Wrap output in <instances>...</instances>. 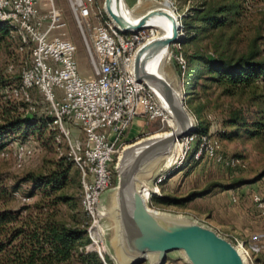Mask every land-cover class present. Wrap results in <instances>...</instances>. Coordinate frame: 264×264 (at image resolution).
<instances>
[{
	"label": "trees",
	"instance_id": "trees-1",
	"mask_svg": "<svg viewBox=\"0 0 264 264\" xmlns=\"http://www.w3.org/2000/svg\"><path fill=\"white\" fill-rule=\"evenodd\" d=\"M182 1L193 3L182 17L184 36L179 41L186 62L188 104L198 99V92L207 98L209 91L215 90L217 97L234 102L220 119V127L215 133L217 138L227 142L260 139L264 136V55L258 45L264 36L256 31L242 49L234 47L239 42L236 38L239 28L235 27L246 5L264 0ZM11 30L0 23V51L11 48L8 65L13 66L24 54L17 52V41L9 37ZM204 42L208 44L203 45ZM11 85H19L18 75L8 80L5 76L0 77V89L8 91ZM32 92L30 90L29 94L35 108L33 114L26 112L27 104L19 97L1 99L0 151L8 149L9 143L22 144L24 140L34 138L52 148L56 155L57 146L52 140L56 130L47 126L51 121L47 114L49 107L45 102L46 109L38 107L40 101L36 103L37 100L32 99ZM203 108L200 104L190 111L195 117L193 133L196 135L208 134L209 123L199 116ZM77 173L71 162L56 157L46 172L27 173L9 185L0 176V264H111L105 255L102 262L95 253L80 251L88 240L85 222L82 223L76 211L80 188ZM262 177L264 170L251 179L236 178L227 184H209L182 198L153 195L148 204L181 207L209 194L211 189L231 190L255 183ZM16 194L23 197L22 201L34 196L37 199L32 204L13 207ZM59 206L66 209L67 219L59 215Z\"/></svg>",
	"mask_w": 264,
	"mask_h": 264
},
{
	"label": "built area",
	"instance_id": "built-area-1",
	"mask_svg": "<svg viewBox=\"0 0 264 264\" xmlns=\"http://www.w3.org/2000/svg\"><path fill=\"white\" fill-rule=\"evenodd\" d=\"M47 1L50 7L44 14L38 11L36 0H0V23L12 29L9 37L17 41V52L27 56V63L19 72V85L9 86L8 96L19 97L27 104L29 114L35 112L30 90L48 105L51 121L47 126L56 130L52 136L57 146L56 157L71 162L78 171L80 207L86 217L84 229L88 240L80 251L93 252L103 262L105 251L97 211L101 193L110 187L108 166L125 143L126 130L134 119L153 121L159 118L161 122L154 99L129 73L134 50L155 34L153 29L121 34L105 18L102 4L98 7L96 0H66L94 74L92 79H83L76 73L74 46L63 34L50 36L65 23L60 10L53 6V0ZM160 1L166 2L177 16L181 38L183 15H178L168 0ZM90 19L99 21L90 25ZM81 22H85L87 37ZM176 46L173 59L183 75L186 62L179 44ZM12 70L9 64L6 73ZM54 89L61 92L59 100L55 98ZM74 129L81 135L71 138ZM177 143L179 164L188 148L195 144L193 159L196 161L205 158L223 168H244L240 159L224 155L218 140L209 134L191 133ZM12 144L11 157L15 166L21 168L34 151L23 144L10 143L9 146ZM6 157L7 148L0 151V158ZM164 179L165 175H160L153 181L151 194L146 192V202L153 195L160 196L159 187ZM261 181L264 182V177ZM253 202L264 209V202L258 197L254 196Z\"/></svg>",
	"mask_w": 264,
	"mask_h": 264
},
{
	"label": "rangeland",
	"instance_id": "rangeland-1",
	"mask_svg": "<svg viewBox=\"0 0 264 264\" xmlns=\"http://www.w3.org/2000/svg\"><path fill=\"white\" fill-rule=\"evenodd\" d=\"M134 1L135 0H125L128 6ZM168 1L175 8V12L178 15L183 16L188 12L193 4L182 0ZM52 3L53 6L56 9H59L62 13L65 25L60 29L53 30L50 33V36L59 37V35L63 34V36H65L74 46V61L77 76L87 80L94 78L80 34L70 17L66 0H53ZM96 3L99 7L102 4V0H96ZM163 3L166 4V2ZM36 7L40 13L45 14L49 11L50 6L47 0H36ZM143 8H145V6ZM98 21L99 20L90 19L89 22L90 25H95ZM81 25L84 35L87 37V28H84L85 22H81ZM235 28H239V33L236 35L239 42L235 45V49H242L256 31H259L260 35L264 36V2L248 3ZM155 33L156 31L154 30V34ZM183 36L184 32L182 31V37ZM177 44L179 43L172 45L170 49V62L167 67L168 72L175 79L176 88L182 97L186 110L189 112L196 124L194 119L195 117L190 113V111L198 105L203 104L204 108L200 112L199 116L202 120L208 121V134L218 140L224 155L228 157L238 156L244 164L243 169H227L206 160L205 158H201L196 161L193 159L195 144L188 148L183 160L179 164L178 155L180 153H177V149L173 156L168 158V162L172 160L168 168H164L163 171L159 173V176L165 175V179L159 187V195L182 198L190 192L205 189L209 184H227L236 178L245 180L251 179L260 171L264 170V136L255 140H235L231 142L222 141L217 138L215 133L220 127V119L222 118L224 111L230 106H233L234 102L232 99L217 97L216 91L211 90L212 92L209 91L207 98H203L202 94L198 92V99L188 104L189 97L185 89L189 84L186 82L185 74H180L173 59L176 49L178 48L176 46ZM207 44V42L203 43V45ZM258 46L264 55V38L259 41ZM181 51L182 49L180 52ZM11 52V48L5 52L2 50L0 51V77L3 78V76H5L6 80L12 76H19L20 69L27 63V56L24 54V57L20 59V62L13 63V70L10 73H6V66L8 65L9 59L12 55ZM53 93L55 98L59 100L61 92L54 89ZM7 96L8 91L6 89H0V101L1 99L6 100ZM32 99L37 100L36 103L40 101L38 107L46 109V104H44L41 97L34 91L32 92ZM160 110L162 112L161 108ZM159 117L161 122L163 117L169 119V117L165 113L163 114V112L162 116ZM161 122L159 121V118H156L153 121L143 120V126L137 127L136 132V121L134 119L126 130L124 138L125 143L122 147L152 134L153 136H156L165 134L164 132H169L171 129ZM80 135L81 134L76 129L71 132V138L79 137ZM42 142L45 141L42 140ZM22 144L33 149L35 153L24 161L20 169L15 166V161L11 157L13 144L7 149V157L0 158V176L8 185L15 180V178H20L27 173L46 172V170L51 166V163L56 159L55 152L52 148H49L45 143L40 144L34 140V138L24 140ZM120 150L121 148L114 155L112 163L108 166L111 173L110 187L102 194H106L107 196H105L108 198L110 195V189H113L116 185V173L114 168ZM152 184L153 181L150 183L151 189ZM23 188L24 186H22V189ZM68 192H73V190H68ZM77 196L78 205L76 211L78 212L77 214L80 220L84 223L86 222V217L79 206L80 188H78ZM254 196L258 197L261 201H264V182H262L261 179L255 183L242 185L241 187L231 190L218 191L216 189H211L209 194L201 198L193 199L181 207H155L150 206L148 202L147 205L150 210L158 213L187 218L199 223L200 225L208 227L216 232L221 238L232 243L241 256L245 258L246 264H264V209L258 207L253 202ZM22 198L23 197L20 194H16L11 205L13 207H17L20 204H32L37 199V196L29 198V200L27 199L26 201H22ZM58 210L59 215H61L63 219L68 218L64 207L59 206ZM237 244H240L241 246ZM105 257L107 258L106 254ZM143 264L147 263L144 262ZM164 264L187 263L184 261L179 252H172L167 255Z\"/></svg>",
	"mask_w": 264,
	"mask_h": 264
},
{
	"label": "water",
	"instance_id": "water-1",
	"mask_svg": "<svg viewBox=\"0 0 264 264\" xmlns=\"http://www.w3.org/2000/svg\"><path fill=\"white\" fill-rule=\"evenodd\" d=\"M102 9L105 18L121 34H133L142 29L156 31L153 38L146 40L134 50L129 73L135 82L145 86L158 107H161L162 103L147 87L146 82H151L161 89L176 126L173 132L159 137H153L152 134L121 148L114 168L116 185L110 189L109 198L106 194V196L102 195L105 190L101 193L98 202L97 216L107 258L111 264H143L144 262L164 264L168 254L179 252L187 264H197L189 254L190 252L223 253L229 264H246L245 258L237 255V250L232 243L221 238L208 227L187 218L161 214L148 208L143 194L146 192L151 194L150 183L164 168H168L170 163L167 164V159L171 153L159 158L150 157L134 172L130 173L129 170L128 162L133 156L151 154L165 143L174 145L176 141L193 133L195 129L194 120L186 110L176 88L175 79L170 75L167 67L170 62V49L172 45L180 41L177 16L167 4L157 0H135L129 6L125 0H102ZM122 12L134 17L135 22L129 23ZM153 17L165 20L170 28L169 36L162 35L156 26L145 25L147 20ZM162 48L166 50V58L161 75L147 73L146 61ZM126 220L132 226L139 228L147 245L145 248H139L136 242L126 236L127 229L123 224ZM163 231L179 236L172 237ZM134 251H138V254Z\"/></svg>",
	"mask_w": 264,
	"mask_h": 264
},
{
	"label": "bare ground",
	"instance_id": "bare-ground-1",
	"mask_svg": "<svg viewBox=\"0 0 264 264\" xmlns=\"http://www.w3.org/2000/svg\"><path fill=\"white\" fill-rule=\"evenodd\" d=\"M122 14H123L124 18L129 23L133 24L135 22L134 21L135 18L131 17V15H127L125 12H122ZM145 25L147 27H151V26L158 27L161 31V34L164 35L165 37L169 36V34H170V28H168V26H167V24L163 18L153 17L151 19H148ZM165 58H166V50H165V48H162L158 52H156L154 55H152L150 58H148V60L145 63L146 72L150 73L152 75H161V71H162V67L164 66ZM146 85L154 93V95L156 96L158 101L162 103V106L160 108L162 109L163 114L165 113L169 117V119H166L165 117H163L162 123L171 129L169 132H173V130H175L176 126H175V123L171 117V112H170V109L168 107V104H167V101H166V98H165L163 92L161 91V89L158 86H156L155 84H153L151 82H146ZM160 108L158 107V116H162V112H161ZM169 132H164V133L168 134ZM162 135H164V134H162ZM162 135H156V136L152 135V136L153 137H159ZM177 149H178V143L176 141L174 143V145L171 143H165L164 145H162L161 148H158L156 151H154L151 154H149V153L145 154L144 153V154L133 156L130 159V161L128 162L130 173L134 172L139 166H141V164H143L145 161H147L148 158H150V157L151 158L152 157H158L159 158V157H162L164 154H168V153L170 154L171 153V155L168 157V158H171V156H173V154L177 151ZM170 162H168V159H167V163L169 164ZM146 196H147L146 193H144L143 194L144 200H146ZM123 224L126 226V229H127V231L125 232L126 236L127 237L129 236L132 241L136 242L137 245L139 246V248H145V246H147V245H145V243H144L142 234L140 233V230H138L139 228L137 226H132L131 224H129L127 222V220L124 221ZM189 231H191V230H189ZM163 232L166 233L167 235H171L172 237L179 236V235H174L175 233L171 234L170 232H166V231H163ZM134 253L138 254V251L137 252L134 251ZM185 253H188V252L185 251ZM189 254L196 260L197 264H229V261H227V259L225 258V255L223 253L217 254V253L190 252ZM237 255L239 257L243 258L238 250H237Z\"/></svg>",
	"mask_w": 264,
	"mask_h": 264
},
{
	"label": "crops",
	"instance_id": "crops-1",
	"mask_svg": "<svg viewBox=\"0 0 264 264\" xmlns=\"http://www.w3.org/2000/svg\"><path fill=\"white\" fill-rule=\"evenodd\" d=\"M138 119V120H137ZM135 121H136V124H135V131L137 132V127H142L143 126V118H136L135 119ZM135 132V133H136Z\"/></svg>",
	"mask_w": 264,
	"mask_h": 264
}]
</instances>
